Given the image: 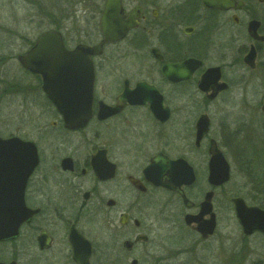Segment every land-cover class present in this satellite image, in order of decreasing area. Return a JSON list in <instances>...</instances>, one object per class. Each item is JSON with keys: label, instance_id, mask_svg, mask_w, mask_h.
I'll use <instances>...</instances> for the list:
<instances>
[{"label": "flooded vegetation", "instance_id": "flooded-vegetation-1", "mask_svg": "<svg viewBox=\"0 0 264 264\" xmlns=\"http://www.w3.org/2000/svg\"><path fill=\"white\" fill-rule=\"evenodd\" d=\"M105 2L95 42L70 46L63 29L47 30L59 31L68 50L92 47L103 39L98 22ZM120 3L133 25L99 53L89 52L93 95L83 125L65 127L41 74L18 62L42 92L26 102L42 110L30 120L34 137L0 130L1 139L32 142L36 155L17 151L11 167L6 153L0 167L8 211L16 203L29 213L15 235L0 240V264H171L181 256L189 264V254L216 235L231 151L245 148L253 131L264 133V0H234L226 8L215 0ZM83 12L90 18L88 6ZM253 77L259 93L247 96ZM219 104L254 120L240 116L233 128L219 120L211 132ZM43 116L51 117L47 127ZM201 117L208 119L202 135ZM211 149L230 168L222 184L210 182ZM236 197H229L234 217ZM211 218L214 229L203 236L197 226Z\"/></svg>", "mask_w": 264, "mask_h": 264}, {"label": "rangeland", "instance_id": "rangeland-1", "mask_svg": "<svg viewBox=\"0 0 264 264\" xmlns=\"http://www.w3.org/2000/svg\"><path fill=\"white\" fill-rule=\"evenodd\" d=\"M80 1L78 5L77 0H0V130L8 134L18 128L22 134L36 136L30 120L35 119L33 112L42 110V107L33 109L26 100L42 95V92L34 90L37 88L36 80L24 74L16 56L24 52L42 31L59 25L66 32L70 46L97 40L102 0ZM85 6L91 11L90 18L83 12ZM88 32L90 36H86ZM121 45L125 46L124 43ZM255 78H251L247 96L259 93ZM4 90L7 95L3 94ZM238 93L235 88L233 95L237 97ZM233 103L235 106L240 104ZM223 106L219 104L220 108L212 115L211 132L216 130L219 120L226 121L233 128L232 122L240 120V116L243 120L253 117ZM50 120L51 117L43 116L40 123L47 127ZM247 141L245 148L232 150L228 157L231 179L220 190L216 235L189 254L193 257L189 264H264V233L244 236L229 202V197L235 195L243 197L248 204L264 207V133L253 131ZM233 251L235 256L231 254ZM186 259L189 257L181 256L173 259L171 264H183Z\"/></svg>", "mask_w": 264, "mask_h": 264}, {"label": "water", "instance_id": "water-1", "mask_svg": "<svg viewBox=\"0 0 264 264\" xmlns=\"http://www.w3.org/2000/svg\"><path fill=\"white\" fill-rule=\"evenodd\" d=\"M233 4L234 0H215V6L220 8L230 7ZM132 25L131 18L126 20L123 18L120 0H106L99 16L98 26L103 39L98 44L92 47L81 44L73 50H68L63 44L59 31L47 30L39 35L34 45L25 54L17 56L18 62L25 69L41 74L43 92L61 114L65 127L81 126L87 122L91 115L94 71L89 52L97 54L103 43L120 40ZM207 120L206 117H201L198 120L197 127L200 135L207 131ZM17 151L27 152L28 159L36 158L32 142L23 141L18 137L0 138V167L6 165V153L7 166L15 167L17 158L13 154ZM211 155L210 182L222 184L228 181L230 177L228 163L219 151L211 149ZM1 174L0 185L4 186L6 185L4 173ZM232 201L235 218L242 233L247 236L255 232L264 233V208L248 206L241 197H236ZM10 206L13 207V210L8 211L7 189L1 187L0 240L15 235L21 223L29 217L24 206L17 207L16 203ZM213 229L212 218L197 226V230L203 236L211 234Z\"/></svg>", "mask_w": 264, "mask_h": 264}, {"label": "trees", "instance_id": "trees-1", "mask_svg": "<svg viewBox=\"0 0 264 264\" xmlns=\"http://www.w3.org/2000/svg\"><path fill=\"white\" fill-rule=\"evenodd\" d=\"M57 28H60V26L58 25Z\"/></svg>", "mask_w": 264, "mask_h": 264}]
</instances>
